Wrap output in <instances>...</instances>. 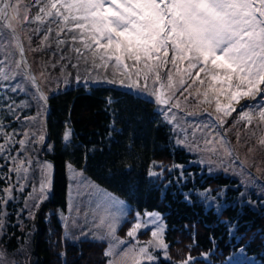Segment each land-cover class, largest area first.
<instances>
[{
  "label": "snow or ice",
  "instance_id": "obj_1",
  "mask_svg": "<svg viewBox=\"0 0 264 264\" xmlns=\"http://www.w3.org/2000/svg\"><path fill=\"white\" fill-rule=\"evenodd\" d=\"M34 38L39 39V45L32 51L49 48L54 40L57 47L70 41L78 59L91 53L90 67L85 59L90 75L94 69L114 66L113 78L95 83H107L149 96L164 120L173 126V131H184L185 137L187 132L182 125L187 121L173 111H184L180 97L186 102L193 97L195 87L194 98L203 96L208 103L214 100L217 115L212 117L209 113V122L193 127L192 142L187 138L176 141L190 151L207 150L218 156L220 149L215 145H225L224 134L205 137L201 149L195 133L216 126L222 128L227 118L236 112L245 129L250 126L264 129V0H0V91L6 93L0 97L6 101L0 108L22 124L21 130L8 131V123L0 120V160L4 161L0 164V181H7L6 186L0 188V203L7 205L16 198L14 193L25 192L35 165L41 172V182L38 189L33 184L32 191L23 197L24 207L20 210V214L27 211L29 218L34 216L32 209L39 208L45 199V190L51 186L52 165L34 161L28 152L29 144L45 140L43 131L31 130L38 117L25 116L21 120L19 110L28 108L29 101L17 103L7 93L47 100L25 56L24 41L26 39L31 48ZM76 44L80 47H75ZM64 59L61 55V60ZM68 66L79 68L78 63ZM76 80L79 84V75ZM84 84L87 86L88 79ZM200 86H203L202 91ZM221 97L226 103H221ZM242 101L255 103L242 104ZM195 114L187 112L188 116ZM18 136L21 138L17 139ZM69 136L66 131L64 140ZM257 143L264 147V132ZM17 144L19 148L15 147ZM224 150L231 155L230 149L225 147ZM70 178L74 179L75 174ZM120 204L103 194L97 207L107 211ZM145 215L152 224L160 219L156 213ZM5 217L6 213H0V230L4 228ZM64 219L67 239L68 218ZM100 219L101 224H107L106 236L115 239L119 216ZM144 226L138 216L127 236L135 238ZM151 236L152 240L145 245L128 248L119 254L117 261L110 259L108 264L153 262L156 257L151 249H162L167 256L163 227L157 226ZM123 243L121 240L110 244L104 255L114 256L115 248ZM2 260L3 254H0V262ZM192 261L189 255L181 264H192Z\"/></svg>",
  "mask_w": 264,
  "mask_h": 264
},
{
  "label": "trees",
  "instance_id": "obj_2",
  "mask_svg": "<svg viewBox=\"0 0 264 264\" xmlns=\"http://www.w3.org/2000/svg\"><path fill=\"white\" fill-rule=\"evenodd\" d=\"M113 73L109 67L87 86L70 84L47 95L44 128L51 147L44 157L51 162L52 179L49 196L33 219L31 264H104L105 256L97 242L79 240L63 246L55 234L57 245L46 237L45 212L65 208L67 164L81 169L133 211L158 213L167 242H172L174 235H182L196 249L212 250L213 262L221 263L241 250L251 258L245 264H264V205L253 207L235 201L239 187L231 188L236 180L228 175L201 172L196 176L199 167L188 164L190 154L174 141L152 100L114 85L95 83L113 78ZM66 131L70 133L67 141L63 138ZM155 162L186 165L185 181L178 182L175 172L168 174L169 178L153 180L149 167ZM223 186L228 190L227 203L218 210L205 207L192 193L184 198L185 191ZM49 223L54 232L60 230L53 211ZM10 235L5 240L7 250L15 248L16 235L22 238L18 232ZM55 247L63 248L62 261Z\"/></svg>",
  "mask_w": 264,
  "mask_h": 264
},
{
  "label": "rangeland",
  "instance_id": "obj_3",
  "mask_svg": "<svg viewBox=\"0 0 264 264\" xmlns=\"http://www.w3.org/2000/svg\"><path fill=\"white\" fill-rule=\"evenodd\" d=\"M65 38L67 39V37ZM38 45L39 39L37 38L33 39L31 48L29 47L27 40L25 39L24 41L26 50L25 56L30 66V71L36 76L40 88L46 96L70 84H78L76 80L77 75L81 78L80 83L84 84L85 79H88V82H93L99 74L105 70V68L94 69L90 75L85 66V59H87L90 67L92 59L91 53H88L86 58L81 57L78 59L76 53L72 50L74 46L70 41L66 45L57 47L53 40L51 41V46L49 48L38 51L31 50L32 48H37ZM75 47H80V45L76 44ZM61 55L65 57L64 60H61ZM69 63H78L79 68H72L68 66ZM110 69L113 72L116 71L114 66L110 67ZM42 72L43 76H41ZM200 87L202 91L203 86ZM195 91L196 89L194 87L192 89L193 97H189L186 102L183 97H180V104L181 108L184 110L183 112H179L175 109L173 110L177 112L178 116H183L184 120L187 121V123L182 125L183 129L187 132L186 137L184 131H173V126L168 124L175 142L178 138H187L189 143H191L193 140V127L196 125L202 126L205 122H209V113H211L212 117L217 115L215 112V101L213 100L211 103H208L204 100L203 96L196 99L194 98ZM5 95L6 93L4 91H0V97H4ZM7 95L12 96L17 103H20L22 100L29 101L30 106L28 108L19 110L21 120H23V117L25 116L38 117L35 125L31 127V130H41L45 135L44 119L47 111L46 102L34 100L31 96H25L21 93L12 94L9 92ZM142 96L152 100V98L147 95ZM220 99L221 103H226L223 97ZM5 103V100L0 99V105ZM241 103L247 104L255 102L242 101ZM155 108L158 110L157 105H155ZM0 111H2L0 120H4L8 123V131H11L13 128H16L17 130L22 129V124L15 122L13 117L8 116L6 109L0 108ZM187 112H193L196 114L188 116ZM255 123L256 122L254 121V125ZM23 127L28 126L23 125ZM262 132H264V129L255 126H250L245 129L244 123L239 121L238 112H236L227 118V122L222 128L216 126L211 130H197L195 133L197 143L200 144L201 149L204 147L203 139L205 137L213 138L216 133H223L225 145H215V147L220 149L218 156L210 154L207 150L190 151L188 147L181 146L191 156L188 164H194L199 167L196 176L200 175L201 172H204L207 174L221 173L234 178L236 180V185H233L231 188L234 189L239 187L235 201L238 203H248L249 205L256 207L258 205H264V147H260L257 143ZM253 133H255V135H253ZM19 138L21 137L18 136L17 139ZM15 147L19 148V145L17 144ZM50 147V142L44 140L42 143L29 144L28 152L31 153L34 161H39L41 164H51V162L44 157L45 153L50 151ZM225 147L230 149V156L225 152ZM221 161H223V163ZM3 163L4 161L0 160V164ZM185 168L186 165L161 164L155 162L150 165L149 173H156V175H150L153 180H162L164 177L169 178L167 175L175 172L178 182H183L186 179V175L184 174ZM34 169V172L27 182L25 192L14 193L16 198L8 201L7 205L0 203V213H6L4 228L0 230V254H3V260L0 264H31L32 262L30 248L31 239L35 234L33 219L37 209H32L34 216L31 218H29L27 211L20 214V210L24 207L23 197L27 196L28 192L32 191L33 184H35L37 189L39 188L42 178L41 172L35 165ZM4 171L6 172L7 169L5 168ZM65 173L67 176L65 208L63 211L59 209L47 210L43 217L48 228L46 237L48 236L53 239V235L55 234L56 238L61 242L60 245H63L65 242L75 243L82 240L83 243H86L88 240H91L100 244L102 254L104 255V252L108 250L110 244H116L121 240L124 241L125 243L119 244L115 248L114 256L106 257L104 255V264H108L110 259L117 261L119 254L128 248L133 246L138 248L139 246L145 245L146 242L152 240L151 232L155 230L157 226H162L163 239L168 245L167 256H165V252L162 249H151V252L156 259L153 262L145 260L144 264H181V262L189 255L193 258L192 264H245L251 261L249 256H246L243 251L238 250L237 252L231 253L221 263L213 262L211 256L214 252L212 250H198L192 245L187 237L182 235H174L172 242L169 243L165 240L166 228L158 213L154 211H145L143 213L133 211L130 205L123 199L99 186L86 176L81 169L70 164L66 165ZM74 174L75 178H70L73 177ZM15 179V175L13 174V183H15ZM51 179L52 169L50 174V180ZM6 183L7 181H0V188L6 186ZM227 192L228 190L225 186L219 188H205L204 190H189L184 192V198L188 199V194L192 193L198 201L204 204L205 207L214 206L218 210V208L227 203V200L225 199ZM49 193L50 187L45 190V199L49 196ZM103 194L115 198L120 201L121 204L112 207L107 211L98 209L97 205ZM52 211L60 225V230L56 232L52 230L49 223V215ZM121 212H123L124 215H121ZM146 213H156L160 219L156 224H152L151 219L145 215ZM102 216H119V220L116 224L115 239L106 236L108 227L107 224H101L100 218ZM138 216L139 221L144 223L145 226L137 231L135 238L128 237L127 232L132 225L137 222ZM64 218H68L67 239L65 238L66 229ZM73 221H75V223H73ZM231 228L232 227H230V229ZM12 232L21 233L22 238L18 239V235H16L15 248L13 250H7L5 240L11 236L10 234ZM100 236H106V238L99 239ZM55 242L56 241L54 240L53 244H56ZM55 249L54 250L58 253V256L61 257L62 261V259H64L63 248L55 247ZM160 260L164 263L160 262Z\"/></svg>",
  "mask_w": 264,
  "mask_h": 264
}]
</instances>
